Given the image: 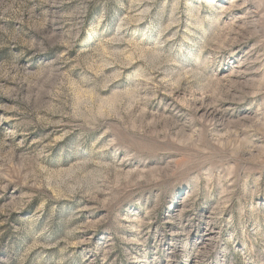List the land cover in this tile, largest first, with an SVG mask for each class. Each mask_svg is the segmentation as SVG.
I'll use <instances>...</instances> for the list:
<instances>
[{
	"label": "rangeland",
	"instance_id": "rangeland-1",
	"mask_svg": "<svg viewBox=\"0 0 264 264\" xmlns=\"http://www.w3.org/2000/svg\"><path fill=\"white\" fill-rule=\"evenodd\" d=\"M0 264H264V0H0Z\"/></svg>",
	"mask_w": 264,
	"mask_h": 264
}]
</instances>
